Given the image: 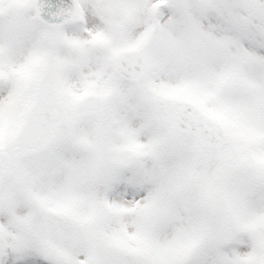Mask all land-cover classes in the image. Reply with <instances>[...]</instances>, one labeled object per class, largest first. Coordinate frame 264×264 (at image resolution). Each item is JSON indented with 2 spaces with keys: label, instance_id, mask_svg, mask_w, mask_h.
<instances>
[{
  "label": "snow or ice",
  "instance_id": "1",
  "mask_svg": "<svg viewBox=\"0 0 264 264\" xmlns=\"http://www.w3.org/2000/svg\"><path fill=\"white\" fill-rule=\"evenodd\" d=\"M0 264H264V0H0Z\"/></svg>",
  "mask_w": 264,
  "mask_h": 264
}]
</instances>
